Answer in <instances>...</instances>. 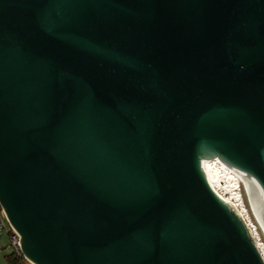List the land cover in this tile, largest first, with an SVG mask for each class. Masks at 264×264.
<instances>
[{"label":"water","instance_id":"water-1","mask_svg":"<svg viewBox=\"0 0 264 264\" xmlns=\"http://www.w3.org/2000/svg\"><path fill=\"white\" fill-rule=\"evenodd\" d=\"M203 158L264 225V0H0V202L29 260L264 264Z\"/></svg>","mask_w":264,"mask_h":264},{"label":"bare ground","instance_id":"bare-ground-1","mask_svg":"<svg viewBox=\"0 0 264 264\" xmlns=\"http://www.w3.org/2000/svg\"><path fill=\"white\" fill-rule=\"evenodd\" d=\"M202 165L214 193L221 200L231 204L246 225L253 226L255 234L251 233V236L264 259V225L256 212L253 200L250 199L249 186L245 177L219 158H203ZM222 177L225 178V184L220 182ZM244 189L247 197L249 194L248 203L244 199Z\"/></svg>","mask_w":264,"mask_h":264},{"label":"built area","instance_id":"built-area-1","mask_svg":"<svg viewBox=\"0 0 264 264\" xmlns=\"http://www.w3.org/2000/svg\"><path fill=\"white\" fill-rule=\"evenodd\" d=\"M3 236H6L9 242L7 247L13 249V256H10L9 264H35L24 255L20 244L21 235L10 223L6 211L0 202V241ZM7 247H4V249ZM4 249H0V251Z\"/></svg>","mask_w":264,"mask_h":264},{"label":"rangeland","instance_id":"rangeland-1","mask_svg":"<svg viewBox=\"0 0 264 264\" xmlns=\"http://www.w3.org/2000/svg\"><path fill=\"white\" fill-rule=\"evenodd\" d=\"M220 182L225 184V182H226L225 178L222 177L220 179ZM244 197H245L244 198L245 202L248 203V201H247L248 197H247L245 189H244ZM248 226L249 227L251 226V228H249V227L248 228L250 230V233H253V235H254L255 233L253 232V226L251 224H248ZM8 245H9V242H8L6 236H3L1 241H0V249H4V247H7ZM10 256H13V249L12 248L7 247L6 249L0 251V264H9Z\"/></svg>","mask_w":264,"mask_h":264}]
</instances>
